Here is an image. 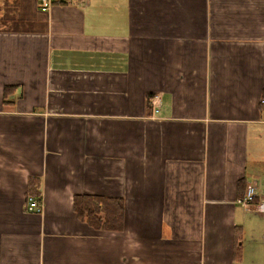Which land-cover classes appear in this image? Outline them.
<instances>
[{
    "label": "crops",
    "instance_id": "1",
    "mask_svg": "<svg viewBox=\"0 0 264 264\" xmlns=\"http://www.w3.org/2000/svg\"><path fill=\"white\" fill-rule=\"evenodd\" d=\"M36 6L0 0V264H264V0Z\"/></svg>",
    "mask_w": 264,
    "mask_h": 264
},
{
    "label": "trees",
    "instance_id": "2",
    "mask_svg": "<svg viewBox=\"0 0 264 264\" xmlns=\"http://www.w3.org/2000/svg\"><path fill=\"white\" fill-rule=\"evenodd\" d=\"M8 88H6V95ZM264 95V91H263ZM154 95H149L150 101ZM39 179L32 178L27 188V198L40 195ZM74 207L81 220L87 221L96 229L122 230L124 220V202L122 198L100 195H77ZM240 239L237 241L239 242Z\"/></svg>",
    "mask_w": 264,
    "mask_h": 264
},
{
    "label": "built area",
    "instance_id": "3",
    "mask_svg": "<svg viewBox=\"0 0 264 264\" xmlns=\"http://www.w3.org/2000/svg\"><path fill=\"white\" fill-rule=\"evenodd\" d=\"M75 0H36V7L38 10L42 12L48 13L53 8V5L56 3H74ZM151 105L153 106V113L159 111L160 102L159 96L154 97L151 101ZM262 102H264V97L262 98ZM257 197V188L255 185L247 186L246 192L243 197L239 199V203L245 208L249 209L252 206L255 198ZM26 208L28 212L34 213H42L44 210V202L42 195L30 196L27 198Z\"/></svg>",
    "mask_w": 264,
    "mask_h": 264
}]
</instances>
